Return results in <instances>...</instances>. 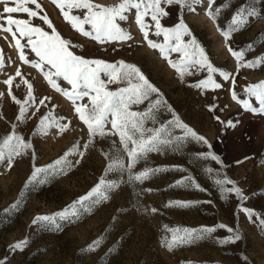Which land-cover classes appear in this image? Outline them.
<instances>
[{
  "label": "rangeland",
  "instance_id": "374dc122",
  "mask_svg": "<svg viewBox=\"0 0 264 264\" xmlns=\"http://www.w3.org/2000/svg\"><path fill=\"white\" fill-rule=\"evenodd\" d=\"M119 2L93 0L103 6ZM38 3L43 9L40 15H47L64 39L81 46L70 47L71 51L88 59L110 63L124 61L138 67L166 101L156 113L158 123L171 120L174 112L181 122L205 137L208 144L189 138L179 151L166 149L161 153H149L136 164L134 171L156 167L169 170L136 184L127 183L126 174L122 177L118 173H109L107 179L125 182L110 192L109 200L96 205L90 214L84 213L71 222L58 220L57 224H33L35 217L63 210L96 185L108 163L106 154L111 156L120 149L119 138L115 135L95 136L85 149L84 145L89 141L88 130L79 120L72 102L54 90L31 63L21 61L12 36L0 32V54L4 58V67L0 69V93H3L0 96V138L14 130L31 143V148L13 159L11 168L6 160L0 162V261L4 264H264V231L256 217L250 220L238 210V205L242 204L264 218V115L244 110L230 94L231 77L234 76V90L239 98H245L246 85L264 81V64L257 68L241 67L237 72V61L228 51V46L240 50L251 44L253 47L246 51L244 61L264 54V18H249L245 27L231 34L227 45L217 28L219 25L226 29L241 6L254 7L264 17V0H215L213 10L222 9L215 23L205 15L208 0L195 5V12L181 11L177 5H162L169 13L161 19L163 26H174L178 16H182L192 33L184 39L194 38L214 67L231 74L225 81L218 72L213 73V79L222 85L215 90L192 86L207 77L206 70L192 69V74H186L181 80L168 61L161 58L160 52L144 41L135 23L134 10L127 14L126 21L119 22L121 28L131 34V40L98 43L75 31L51 0H38ZM29 7L34 8V5ZM72 14L83 18L84 10H73ZM13 15L29 19L26 14ZM148 22L152 23L150 19ZM31 23L51 32L38 17L31 18ZM84 27L89 30L90 26ZM154 31L153 27L149 39L163 43V35H153ZM17 38H20L18 33ZM26 41L27 38L21 39V44ZM24 52L28 61H39L30 47H25ZM179 58L178 53L170 55L173 61ZM17 69L21 73L19 77L15 76ZM44 70L47 71L48 66ZM9 76L14 77L12 95L21 102L28 93L27 85L22 81L27 80L32 85L34 99L25 105L27 112L22 122L17 120L20 105L8 95V86L3 83ZM52 78L61 88L70 89L62 78ZM118 86L112 84L109 88L114 90ZM45 97L49 99L41 105L39 102ZM156 98V94L151 97ZM87 102L85 98L77 104ZM251 102L254 107L259 106L254 99ZM147 103L134 105L133 110L143 111ZM210 105L214 106L212 111H209ZM48 115L59 119L60 125L67 124V129L61 132L53 126L46 134H39V120ZM214 117H219V121ZM228 120L235 127L221 123ZM148 126L152 125L149 123ZM107 127L110 129L111 126ZM176 134L180 135V130H176ZM73 145L79 148L76 154L67 158L71 162L68 171L47 177L44 183L27 184L33 166L50 164ZM79 152L84 153L83 157ZM208 152L219 157L220 163L210 158H198L199 154ZM124 160L126 164V156ZM207 169H212V173ZM186 176L193 177L203 191L186 185L172 186ZM223 177L233 181L246 199L240 201L235 194L222 192L214 180ZM231 186L224 185L225 188ZM147 189L151 191H145ZM169 201L195 203L189 207H169ZM14 204L18 207L12 208ZM221 224L238 232L241 239L235 243H222L231 233L217 227ZM177 227H215L216 230L169 250L162 241L172 236L167 229ZM101 237L102 243L95 251L86 250ZM25 239L28 243L22 251L10 247Z\"/></svg>",
  "mask_w": 264,
  "mask_h": 264
},
{
  "label": "snow or ice",
  "instance_id": "6c2138e0",
  "mask_svg": "<svg viewBox=\"0 0 264 264\" xmlns=\"http://www.w3.org/2000/svg\"><path fill=\"white\" fill-rule=\"evenodd\" d=\"M51 2L60 10L63 19L71 25V27L81 35L91 38L98 43H110L112 41H128L132 39L131 34L121 28L120 21L128 19V13H135V23L138 26L144 41L150 48L160 52L161 58L168 61L181 80L184 76L191 75L192 69L206 70L208 75L205 79L200 80L193 87L200 89H219L222 87L213 79V73H219L223 80L228 81L231 74L214 67L204 54L200 45L194 38L185 40L184 37H191L192 33L189 27L185 24L183 17L178 16V22L172 27H164L161 24V19L169 15L162 5L172 6L177 5L181 11L187 10L195 12V5L201 0H120L116 5L103 6L93 3V0H51ZM215 0H208V7L205 9L207 15L213 22L217 21L221 8L213 10ZM0 32L8 33L12 36L15 47L19 52V58L24 63H31L33 68H36L42 73L47 83L57 92H60L74 106V111L79 120L87 127L89 141L84 145L87 149L92 143V137L107 135H115L119 138L120 149L111 156L106 154L108 163L96 185H94L85 195L73 201L71 205L66 206L52 215L37 216L32 223L36 225L57 224V221H73L79 219L84 213L90 214L92 209L109 200V193L116 190L122 180L107 179L109 173H118L120 176L126 174V182L129 184L143 183L162 171H168L167 167L144 168L140 171H134L136 164L147 157L149 153L164 152L166 149L179 151L184 143L191 138L197 142L208 144L205 137L198 135L193 129L180 121L179 117L173 112V118L163 123H158L156 113L160 107L166 105L159 94V90L143 75L138 67L124 61L110 63L102 59H88L76 55L70 50V47H81L80 45H72L69 40L64 39L61 34L53 26L52 21L47 15H40L43 11L38 0H0ZM29 5H34L29 7ZM73 10H84L83 18L73 15ZM13 14H26L29 19L16 18ZM38 17L47 25L51 32L45 31L40 26H34L31 23V18ZM249 18H264L254 7H239L232 15L226 29H222L217 25L218 31L224 37L226 45L233 32H237L245 27ZM148 19L152 22H148ZM85 25L90 26L89 30L85 29ZM154 27L152 33L156 36L163 35V43H156L149 39V32ZM17 33L20 38H17ZM27 38L26 44H21V39ZM30 47L35 53L39 61H28L25 57L24 49ZM253 45L249 44L246 48L233 50L228 46L229 53L237 61V72L241 67L257 68L264 64V54L256 57L251 61H244L246 51L251 50ZM171 53H178L179 60L173 61L170 59ZM48 66L45 71L44 67ZM4 67V58L0 54V69ZM54 70V71H53ZM15 76H21L19 69L16 70ZM52 77L62 78L70 89L61 88L56 80ZM14 77L9 76L3 83L8 86V95L12 100L20 105L19 115L17 120L23 121L24 115L27 112L25 107L29 101H32L33 91L32 85L27 81L22 82L27 85L28 93L23 102L17 100L12 95L11 87ZM232 88L230 94L233 101L237 102L244 110L250 111L253 114L264 115V81L255 84H248L244 88L243 99L239 98L235 92L236 79L231 77ZM120 85L114 90L109 88V85ZM19 86V85H17ZM156 94L155 100L151 99L152 95ZM3 93H0L2 96ZM87 98V103H79ZM40 100V104H44V100ZM251 99H254L258 107H254ZM147 103V107L143 111L133 110V106H138ZM214 106H209V111H212ZM39 109H37L38 111ZM168 110L171 112V108ZM35 115V113H33ZM219 121V117H214ZM62 119V118H60ZM149 123L152 126H148ZM226 126L235 127L231 121H221ZM110 125V129L107 127ZM158 125V126H157ZM57 127L63 132L68 125H60L59 119L50 118V115L40 118L37 125L39 134H46L49 127ZM15 125H13V129ZM176 130H180L181 134L177 135ZM210 147V145H209ZM31 148V143L24 140L14 130L0 138V162L7 161L8 168L12 167L13 159L22 155L26 149ZM78 145H73L72 149L65 152L61 157L43 167L33 166V171L27 181L31 183H44L45 178L63 174L71 168V162L68 161V156L78 152ZM83 157L84 153H78ZM127 157L125 164L124 157ZM198 158L212 159L220 163L219 157L211 152L201 153ZM79 163V161H77ZM177 168V166H173ZM177 170L183 171L182 168ZM212 173V169H207ZM214 183L220 187L222 192L233 193L243 201L246 197L235 183L227 177L216 178ZM26 184V186H27ZM189 186L197 190L203 191L191 176L183 177L177 180L175 186ZM224 185H232L230 188H225ZM145 191H151L147 189ZM193 201H169V207H189ZM18 207V204L11 206ZM238 210L243 212L250 220L253 217L259 221V226L264 231V218L259 213L243 205H238ZM9 211V209H5ZM151 211L155 212L156 209ZM115 219V218H113ZM219 228H225L229 233L222 243H235L241 239L238 232L226 225H218ZM172 233L170 239L165 238L162 243L171 250L178 244L191 242L194 239H200L211 234L216 230L215 227H205L200 229L175 228L167 229ZM103 237L88 245L87 251H95L102 243ZM27 239L18 241L10 247L13 250L22 251L27 246ZM111 251V249L109 250ZM0 264H4L0 261Z\"/></svg>",
  "mask_w": 264,
  "mask_h": 264
}]
</instances>
